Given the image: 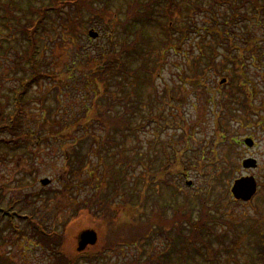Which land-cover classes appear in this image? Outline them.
<instances>
[{
  "label": "rangeland",
  "instance_id": "rangeland-1",
  "mask_svg": "<svg viewBox=\"0 0 264 264\" xmlns=\"http://www.w3.org/2000/svg\"><path fill=\"white\" fill-rule=\"evenodd\" d=\"M27 1L10 0L16 14H21L23 18L34 16L26 10ZM210 1H180V4L183 3L182 6L179 4L182 7L181 15L187 4L193 7L198 3L207 7ZM94 4L97 16H88L83 9V15L95 21L85 25L83 36L74 38L76 29H64L55 24L48 25V34L42 31L39 34L44 48L39 56L42 70L49 72L53 78L40 79L29 89V102H24L22 125L32 132V138L24 141V149L20 152L10 153L5 160L0 158V264H59L41 244L42 236L34 234L32 226L23 216H30L47 232L55 230L58 236L53 240L59 243L68 259L77 260L76 264L90 263L88 258H78L80 252H103L104 256L95 260L94 264H134L135 261L140 264H248L258 250L254 229L264 223V54L260 55L264 42L250 49L252 56L250 52H245L242 60H235L232 64L229 59L234 60L237 53L243 51H238L228 40H221L214 60L222 74L216 76L212 71L206 72L205 82L208 86L204 87H193L192 72L185 70L187 58L184 54L187 48L194 51L193 44L187 43L159 58L151 56L148 59V55L144 54L153 72L148 71L146 77L142 72V78L129 84L128 89L132 94L134 87L138 88L144 99L138 96L140 103L142 100L145 103L135 109L137 112L132 123L136 124L137 121L138 126L147 123L137 129L136 136L125 139L124 147L126 151L131 150L127 155L136 165L138 157L146 159L148 155L152 162L151 169L161 159V152L171 154L176 150L179 152L180 167H176L175 174L168 176V185L161 188L159 182L154 180L152 198H147L144 211L141 210L139 219L137 215L133 221L132 215L119 203L128 202L130 176L142 173L146 178L152 175L151 171L146 173L137 165L129 175V168L121 170L126 165L125 161L128 163V157L120 161L121 154L118 152L116 155L113 151L112 155H105L103 159L99 152L105 153L99 150L96 143L91 144L88 152L85 151L92 139L89 136L85 139L87 134L101 141L107 137L106 131H110L101 117L113 121V114L106 103L102 105L101 99H94L93 89L89 85L96 78L88 72L90 69L72 64L81 57L82 47L92 49L102 43L98 26L110 11L104 7L102 0H96ZM114 4H121L122 12H115L119 14L118 20L127 19L126 1L114 0ZM168 10L173 15L175 25L182 26V18L177 14L179 10L174 6ZM192 18L204 20L203 12H195ZM112 21L116 23L115 15ZM7 24L9 28L0 21L1 93H9L10 88L17 86L24 66L16 55L24 46L22 36L12 32L11 26L15 23ZM90 30L96 31L99 36L89 38L87 33ZM150 31L153 37L150 48L155 51L158 48L159 29L151 27ZM190 37L193 39V34ZM224 54L228 58L223 57ZM140 63L138 59L133 64L139 68ZM184 73L189 76L186 84L182 82ZM240 73H245L248 81L254 85L249 98V103L253 105L252 112L245 106L246 95L239 93V86L235 83ZM91 77L94 78L92 82ZM8 95L10 99V93ZM148 96L153 100L149 103L152 107L146 104ZM5 98L2 96L0 100L7 101ZM10 111L11 108L8 113L4 110V113L8 115ZM149 116L158 118L148 122L145 118ZM71 121L78 122V125H73L70 132L63 139L60 138L62 140L54 137L59 128ZM38 135L44 136L41 141L36 138ZM245 137L254 140L253 147L243 145ZM76 143L81 144L87 153L81 165L77 162L80 157L71 150ZM147 151L149 154H146ZM247 157L256 159V168L242 167L241 162ZM78 165L81 170L77 169ZM246 175L254 176L257 191L249 201L235 200L230 194V187L235 179ZM43 178H48L50 182L42 185L40 180ZM119 178H124L125 182L118 184ZM186 180L191 182L190 186L186 185ZM175 188L180 189L176 191ZM157 189H160L159 193ZM157 203L161 213L157 211ZM177 203L187 204L190 212L187 211L186 215L178 212L176 224L172 225ZM204 209L212 217L206 222L208 229H201L192 235V224L187 223L186 219L201 222ZM151 211L156 212L151 214ZM8 215L12 217L11 221ZM10 222L21 231L14 233ZM130 222L134 225H130ZM153 223V229L157 231L149 232L148 225L152 226ZM129 228L140 231L142 236L135 245L129 244ZM88 229L96 232L97 242L79 252V234ZM170 239L173 244L167 247ZM3 256L4 260H1Z\"/></svg>",
  "mask_w": 264,
  "mask_h": 264
},
{
  "label": "trees",
  "instance_id": "trees-1",
  "mask_svg": "<svg viewBox=\"0 0 264 264\" xmlns=\"http://www.w3.org/2000/svg\"><path fill=\"white\" fill-rule=\"evenodd\" d=\"M35 1L28 0L26 3V10H29L34 16L28 18L24 16V19L21 14H16V8L11 6L10 0H0L1 23H5L7 28H9L7 23H15V25L13 24L11 26V30L14 32V35L18 33L21 34L24 45L23 48L20 49V52H16V55L21 58L24 63V66H22L23 75L18 77L17 86L10 88V99L7 98V96H9L8 92V94L1 93L3 89L0 87V98L2 96L7 98V101L5 100L4 102L0 100V158L3 160H5L7 156H10V153L20 152L21 149L23 150L24 141L32 138V132L24 128L22 125L24 102L27 103L30 100L29 89L34 84L38 83L40 79L53 78V76H50L49 72H44L42 70V60L39 56L44 48L40 42L41 39L39 38V34L42 32L48 34V25L55 24L56 27L60 26L64 29H76L73 37L78 38L84 35L86 24L89 22H95L89 17L87 18L83 15V9L87 11L88 16H97L95 13L96 8L94 7L96 6L94 4L96 0ZM124 1H126L127 5V10L125 12L127 19L119 21V14L117 15L115 12L116 10L120 11V13L122 12L121 4L116 6L114 0H102V4L109 9L110 14H112V16L115 15L116 23L112 21V16H110V14L102 19L103 23L101 22V26H98V30L102 33V43L92 49L82 47L81 57L77 59L78 62L75 60L72 64H78L83 69L86 68V70H91L88 72L96 78V81L89 85V87L93 89L94 99H101V104L103 105V103H106L108 110L113 114L111 116L113 121H106L104 117H101L102 121H104L103 123L110 127V131H106L107 137L101 141L99 139L97 141L92 134H87V138L85 139H88V136L92 139L89 141L90 144L88 145V149L85 148V151L87 150L88 152L91 144L96 143L99 150L105 153L101 154V152H99V155L102 156L103 159L105 155H112L111 153L113 151L116 152V155L118 152L121 154L120 161H124V159L128 157V163L125 161L126 165L122 166L121 170L124 167L129 168L131 171L129 172V175L132 174V171H135L137 165H139L138 167L143 168L146 173L151 171L152 175L146 178L142 173H136L135 176L131 175V180L129 181L131 184L129 185L130 189L128 188L127 191L128 202L122 203V201L119 203L120 207L125 208L132 215L134 221L137 215L139 219V212L141 210L144 211L147 198H152L151 187L153 186L152 184L155 183L154 180L158 181V186L162 188L163 185H168L170 180L168 176L175 174L176 167H180L178 157L179 152L176 150L171 154L162 152L160 155L157 154L161 156V159L156 166L151 169L152 162L150 157L148 159V155L146 159L138 157V164L136 165L131 156L127 155L131 150L127 149L126 151V148L124 147L125 139L128 136H136L137 129L141 126L143 128L147 123H142L141 126H138L140 124L137 125V121L136 124L135 122L132 123L135 120L134 114L137 112L135 109L139 108L141 105H145V103H142L144 100L142 97L143 95H141L138 88L134 87V93L132 94L131 90L128 89V85L132 82H137L138 79L142 78L143 74L146 77L148 71L153 72V68L149 69L148 61L145 60L144 54L146 53L148 55V59L151 56L159 58V56H164L166 52L187 43L191 46L193 44L194 51L187 48L184 54V57L187 58V69L185 70L192 72L191 78L193 81L191 82V85L193 87L208 86L205 82V78H207L206 72L212 71L216 76L222 74V71L216 68L214 60L217 55L215 52L218 49V44H220L221 40L226 39L232 44V46L236 47L238 51H243L237 53L234 60L229 59V62L232 64L235 63V60H242L245 52H250L252 56V51L250 49L252 48L253 50L254 46H259L258 43L264 42V0H211V4L207 7L201 6V4L198 3H195L193 7L187 4L183 7L184 11L182 15L180 11H182L181 6L183 3L180 4V1L183 2V0ZM110 2L112 4H110ZM170 6H174L179 10L177 14H180L182 18V26L175 25L173 15H171V12L168 10ZM222 6H224V9H222ZM109 7H115L116 9H111ZM91 10L93 12H91ZM200 11L203 12L204 20H194L192 18L193 14ZM197 23L205 24L198 25ZM103 25L104 28L102 27ZM89 26L92 27L91 24ZM151 27L159 29L158 41L156 43L158 44V48L155 51L150 48V43L153 38L150 31ZM190 34H193V39L190 37ZM61 36L64 35L62 34ZM220 37L222 38L220 39ZM234 41L236 43H234ZM255 41L256 43L254 45ZM261 54H264V49L261 51L260 55ZM223 57L228 58L226 54H224ZM138 59L141 60V63L139 68H135L133 63ZM87 61L89 62L88 64ZM184 74L185 77L182 78V82L183 84H186V79H189V76L186 73ZM237 78L238 81L235 83L239 86V93L243 96L244 94L246 95L245 106L249 112H252L253 105L249 103V98L253 94L252 89L254 85L251 81H248L245 73H240ZM91 79L92 82L94 78L91 77ZM232 80L234 81V79ZM138 96L143 99L141 103ZM152 101V98L148 96L146 103L147 106L152 107L149 105ZM160 101L163 102V100ZM241 106L245 107L244 104H241ZM119 107H121V109H119ZM10 108L11 111L7 115ZM89 108H91V106ZM4 110L7 113H4ZM158 116L161 117V115ZM156 118L158 117L151 118V116H149L146 117L145 120L148 119L149 122ZM73 125H78V122H66L64 127H61V129L59 128L58 131L55 132L54 137L63 139L66 136L65 134L70 132ZM47 136L48 135H46V137ZM42 137L44 136L38 135L36 138L41 141ZM237 143L239 142L237 141ZM152 148L153 145L150 146V150H152ZM71 150L75 156L80 157V160L77 159V162L80 163V165L81 162H85L87 153L85 154L81 144L76 143ZM147 152L146 154H149V151ZM80 165H78V170H81V167H79ZM157 166L160 167L155 170ZM131 168L134 169L131 170ZM117 181L118 184H123L125 179L119 178ZM140 185L143 186L141 190H138ZM121 186L123 187V185ZM179 189L180 188H175L176 191ZM158 190L160 189H157V192L159 193ZM177 204L178 207L176 206V209H174V221H172V225L176 224L175 219L178 212H181L184 215H186L187 211L190 212L187 204ZM157 207V211L161 213V207L158 203ZM82 208L84 207H81V209ZM154 212L151 211V214ZM23 217L28 219L32 224L34 234L42 236L41 244L45 249L51 252L55 257V261L59 264H62V262L63 264H69V262L76 264L77 260L72 261L71 259H68L63 254L59 243L53 240L55 236H58L55 230L47 232L41 224L33 221L30 216ZM201 218L200 222L198 220H190V218L187 217V223L189 222L193 227L192 235H196L201 229H208L206 222L212 219L211 215L204 209ZM130 225H134V223L130 222ZM153 225L154 223L152 226L148 225L149 232L153 230L157 231L155 228L153 229ZM196 226H199L198 229L195 228ZM16 229L13 228L14 233H19V231H21L19 228L17 229L19 231ZM254 230L256 231V244L258 250L252 256L248 264H264V223ZM139 232L140 231L135 232L133 229L129 228V244H137L142 237ZM37 236L35 235V238ZM172 244L173 240H168L167 247H171ZM103 256V252L101 254L96 252L92 254H84V252H80L78 258L84 260H86L85 258H88L87 261L90 262L89 264H94L95 260ZM155 259H157L158 263H161V260L158 258ZM1 260H4V256ZM134 264L140 263L135 261Z\"/></svg>",
  "mask_w": 264,
  "mask_h": 264
},
{
  "label": "water",
  "instance_id": "water-1",
  "mask_svg": "<svg viewBox=\"0 0 264 264\" xmlns=\"http://www.w3.org/2000/svg\"><path fill=\"white\" fill-rule=\"evenodd\" d=\"M90 38H97L98 33L94 30L88 32ZM223 80L222 82H224ZM243 144L245 147L251 148L254 145V140L251 137H245L243 139ZM244 169H254L257 166V161L253 157L244 158L241 162ZM50 182L48 178H43L40 180L42 185H47ZM187 185L191 182L187 181ZM257 190V181L252 175L241 176L234 180L230 187V194L235 200L249 201ZM97 242V234L94 230L88 229L84 230L79 234L77 250L82 251L87 245H93Z\"/></svg>",
  "mask_w": 264,
  "mask_h": 264
}]
</instances>
